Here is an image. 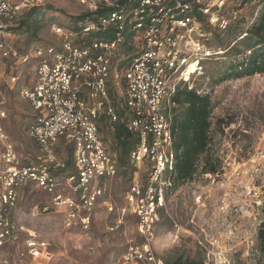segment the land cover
Wrapping results in <instances>:
<instances>
[{
    "label": "built area",
    "instance_id": "obj_1",
    "mask_svg": "<svg viewBox=\"0 0 264 264\" xmlns=\"http://www.w3.org/2000/svg\"><path fill=\"white\" fill-rule=\"evenodd\" d=\"M54 1L0 0V58L9 64L38 59L33 84L21 90L36 112L27 131L38 147L34 163L21 160L4 126L8 112L0 100V264H25L28 258L43 264L48 255L50 241L16 221L20 188L26 183L35 182L50 195L44 212L59 210L66 227L90 228L99 199L107 195V181L118 172L100 134L101 116L122 121L137 139L129 155L132 165L141 170L148 162L146 184L133 178L125 194L144 241L131 245L119 261L166 264L155 254L152 240L171 185L165 175L175 163L172 97L218 53L206 44L210 28L227 30L241 10L230 6L232 0H57L84 7L80 13L104 12L84 27V44L75 31L57 23L52 30L58 43L37 45L32 54L10 44V27L23 10ZM99 32L101 36H91ZM125 62L124 97L116 106L108 84L110 78L121 77ZM192 63L197 70L187 79ZM5 69L0 60V87ZM18 80L12 74L6 82ZM69 153L72 156L65 157ZM248 155L246 198L264 216V148ZM103 203L113 209L111 202ZM259 224L262 228L264 217Z\"/></svg>",
    "mask_w": 264,
    "mask_h": 264
},
{
    "label": "rangeland",
    "instance_id": "obj_2",
    "mask_svg": "<svg viewBox=\"0 0 264 264\" xmlns=\"http://www.w3.org/2000/svg\"><path fill=\"white\" fill-rule=\"evenodd\" d=\"M51 5L58 11L35 13L30 27V24H22L12 33L10 44L23 53L32 54L37 45L58 43L52 25L67 26L68 16L84 9L70 1L56 0ZM262 5V0H232L230 6L241 10L240 17L227 30L210 28L206 44L218 53L205 60L190 80L183 82L199 93L209 94L214 103L207 153L212 156L217 170L211 176L203 173L206 155L203 154L194 179L166 191V206L158 212L152 240L155 254L165 262L182 258L203 260L205 264H216L220 260L227 264H264L258 238L259 223L264 216L249 206L245 193L248 153L264 148V74L239 78L222 75L236 60L226 53V47L233 45L236 36L237 40L241 39L257 19ZM36 25L39 29L34 32ZM32 57L26 63L16 64L0 58L3 68L6 67L4 84L0 87V100L5 101L8 112L4 126L24 163H34L38 153L37 145L27 132L36 112L21 94L23 88L33 84L38 59ZM126 63L120 69L121 77L110 78L108 84L110 101L116 106L121 105L124 97ZM12 74L19 77L15 84L8 83ZM88 102L91 105V101ZM99 126L107 151L113 160L117 159L118 172L107 181V195L99 199L89 229L66 227L59 210L44 212L42 208L49 202L50 195L35 182L20 188L16 221L50 241L48 255L41 261L43 264H120V256L131 245H141L144 241L138 229V218L128 209L125 194L133 178L146 184L148 162L144 161L141 170L132 165L129 157L124 164L119 163L120 149L113 123L107 116H101ZM70 156V153L65 155ZM103 200L111 202L113 209ZM3 252L8 254V249ZM25 264L38 263L28 258Z\"/></svg>",
    "mask_w": 264,
    "mask_h": 264
},
{
    "label": "trees",
    "instance_id": "obj_3",
    "mask_svg": "<svg viewBox=\"0 0 264 264\" xmlns=\"http://www.w3.org/2000/svg\"><path fill=\"white\" fill-rule=\"evenodd\" d=\"M248 1L252 0H245V2ZM262 1L263 5L259 11L258 17L246 31L247 34L239 40H237L236 36V41H234L233 45L230 44L226 47V53L235 57L236 60L231 62L222 72L224 78H239L264 74V0ZM38 11L48 12L58 10L51 4L25 9L12 22L10 27L12 32H15L22 24L23 26L30 24V27L32 25L31 17ZM101 15H104V12L96 14L80 13L68 16L69 22L67 26L78 34L77 41L80 44H84V40L86 39V37L83 36L84 27ZM38 29L39 27L36 25L34 32H37ZM91 36H101V33H93ZM172 101L176 104L172 109L175 163L173 169L167 170L165 175L171 183L167 191L179 183L183 184L194 179L198 160L203 154H206L204 157L205 163L203 173H214L217 170L212 156L207 153L210 142V129L213 124L211 114L214 109V103L212 98L209 94H202L194 88H189L185 83L184 85L180 84L178 86L172 97ZM112 123L115 127L117 146L120 149L119 163L124 164L137 143V139L122 121ZM114 161L116 164L118 163L116 158ZM69 163H71V161H69ZM258 238L264 252V224L258 233ZM165 263L205 264L203 260H184L182 258H175Z\"/></svg>",
    "mask_w": 264,
    "mask_h": 264
},
{
    "label": "bare ground",
    "instance_id": "obj_4",
    "mask_svg": "<svg viewBox=\"0 0 264 264\" xmlns=\"http://www.w3.org/2000/svg\"><path fill=\"white\" fill-rule=\"evenodd\" d=\"M222 51V50H221ZM196 70H197V68H196V64L195 63H192L190 66H189V68H188V72L186 73V78L188 79L189 78V76H188V74H190V73H194V72H196ZM42 254V253H41Z\"/></svg>",
    "mask_w": 264,
    "mask_h": 264
}]
</instances>
